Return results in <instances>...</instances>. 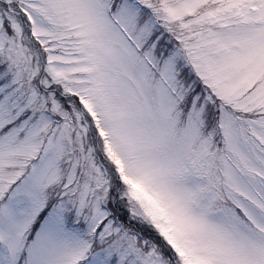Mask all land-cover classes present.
<instances>
[{
    "label": "snow or ice",
    "instance_id": "snow-or-ice-1",
    "mask_svg": "<svg viewBox=\"0 0 264 264\" xmlns=\"http://www.w3.org/2000/svg\"><path fill=\"white\" fill-rule=\"evenodd\" d=\"M0 264H264V0H0Z\"/></svg>",
    "mask_w": 264,
    "mask_h": 264
}]
</instances>
